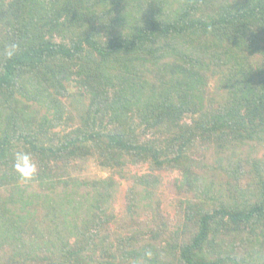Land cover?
Segmentation results:
<instances>
[{
    "label": "trees",
    "instance_id": "obj_1",
    "mask_svg": "<svg viewBox=\"0 0 264 264\" xmlns=\"http://www.w3.org/2000/svg\"><path fill=\"white\" fill-rule=\"evenodd\" d=\"M0 264H264V0H0Z\"/></svg>",
    "mask_w": 264,
    "mask_h": 264
},
{
    "label": "rangeland",
    "instance_id": "obj_2",
    "mask_svg": "<svg viewBox=\"0 0 264 264\" xmlns=\"http://www.w3.org/2000/svg\"><path fill=\"white\" fill-rule=\"evenodd\" d=\"M86 168L88 169V173L89 174H94L95 173V175L97 174V175H100V176L107 175L106 172L98 170V169H96V167H94V166H92L90 164H87ZM167 174H168V178L169 179L172 178V180H173V177L175 176V173L169 172ZM125 186H126V183L123 182L122 185H121V188H120V190L118 192L117 200L115 201V204H114L116 212H119L120 209H122V207H123V195H124ZM174 198H175V195L173 193H171V192H168L166 190V187L162 188L159 191V200L161 201V203H159V205H160V207L162 209V210H160V212L162 214H166L167 212H173V210L175 209V202H176Z\"/></svg>",
    "mask_w": 264,
    "mask_h": 264
},
{
    "label": "clouds",
    "instance_id": "obj_3",
    "mask_svg": "<svg viewBox=\"0 0 264 264\" xmlns=\"http://www.w3.org/2000/svg\"><path fill=\"white\" fill-rule=\"evenodd\" d=\"M11 55V52H9ZM16 168L22 174L23 178H30L35 173V165L32 163V157L30 153L18 152L15 154Z\"/></svg>",
    "mask_w": 264,
    "mask_h": 264
}]
</instances>
